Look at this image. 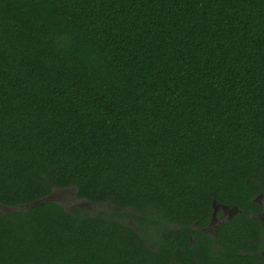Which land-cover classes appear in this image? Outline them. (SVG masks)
<instances>
[{
	"label": "trees",
	"instance_id": "16d2710c",
	"mask_svg": "<svg viewBox=\"0 0 264 264\" xmlns=\"http://www.w3.org/2000/svg\"><path fill=\"white\" fill-rule=\"evenodd\" d=\"M57 189L95 207L1 211L0 264H168L144 223L213 202L257 235L264 0H0V206ZM231 221L183 264L243 261Z\"/></svg>",
	"mask_w": 264,
	"mask_h": 264
},
{
	"label": "flooded vegetation",
	"instance_id": "af4514ba",
	"mask_svg": "<svg viewBox=\"0 0 264 264\" xmlns=\"http://www.w3.org/2000/svg\"><path fill=\"white\" fill-rule=\"evenodd\" d=\"M74 191L71 189H57L51 194L53 198L58 203L62 204L66 210L71 211L74 207H88L94 208L89 202L83 200L73 199ZM256 202L259 203V210L255 213H250L249 216L255 214L258 218L261 230L257 235H250L244 231L243 233L237 231L236 215H238L242 210L236 205L228 206L222 203H212V212L207 224H201L198 220H193L191 222H177L174 221L175 216H161L155 215V220H149L144 223L143 228L145 231L142 232L143 237H148L152 241V245L148 246L151 249H155L158 252L161 248L166 247L168 251V264H183V255L188 246L198 251V258H200V248L204 246V239L207 237L211 240L210 249L211 251L217 252L222 250L219 244L216 243V236L218 230L223 226L226 221L232 220L230 223L234 226L235 232L234 237V248L236 253H240L246 256V258L239 262H232L231 264H264V195L259 194L254 198ZM122 211V210H121ZM185 216L182 217L184 220ZM159 219V220H158ZM123 224H127L134 229L137 228L136 222L131 218L124 219L121 217ZM236 226V227H235ZM241 233V234H240ZM246 236L249 239H246ZM254 236H258L255 239ZM202 245V246H200ZM200 246V247H199ZM197 247V248H195ZM202 251V250H201ZM202 254V253H201ZM203 256H201V259ZM247 260H250L249 262ZM190 264H201V261L195 262L194 260ZM207 264V263H203ZM216 264V263H208ZM220 264V263H218Z\"/></svg>",
	"mask_w": 264,
	"mask_h": 264
},
{
	"label": "water",
	"instance_id": "95a60500",
	"mask_svg": "<svg viewBox=\"0 0 264 264\" xmlns=\"http://www.w3.org/2000/svg\"><path fill=\"white\" fill-rule=\"evenodd\" d=\"M51 199V197H45V198H43V199H39V200H37V201H34V202H31V203H27V204H24V205H22V206H20V207H18V208H16V207H12V208H5V211H14V210H16V209H28V208H30V207H32L33 205H36V204H39V203H41V202H43V201H45V200H50Z\"/></svg>",
	"mask_w": 264,
	"mask_h": 264
},
{
	"label": "rangeland",
	"instance_id": "374dc122",
	"mask_svg": "<svg viewBox=\"0 0 264 264\" xmlns=\"http://www.w3.org/2000/svg\"><path fill=\"white\" fill-rule=\"evenodd\" d=\"M3 210H5V208H3V207L0 206V212L3 211Z\"/></svg>",
	"mask_w": 264,
	"mask_h": 264
}]
</instances>
